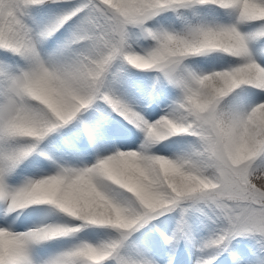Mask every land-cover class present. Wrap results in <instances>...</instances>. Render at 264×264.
Listing matches in <instances>:
<instances>
[{
	"label": "snow or ice",
	"instance_id": "obj_1",
	"mask_svg": "<svg viewBox=\"0 0 264 264\" xmlns=\"http://www.w3.org/2000/svg\"><path fill=\"white\" fill-rule=\"evenodd\" d=\"M0 264H264V0H0Z\"/></svg>",
	"mask_w": 264,
	"mask_h": 264
}]
</instances>
